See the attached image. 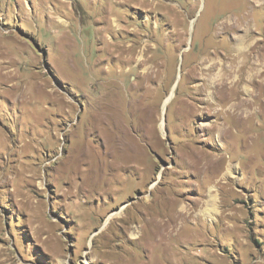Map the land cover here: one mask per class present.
Masks as SVG:
<instances>
[{
  "label": "rangeland",
  "instance_id": "1",
  "mask_svg": "<svg viewBox=\"0 0 264 264\" xmlns=\"http://www.w3.org/2000/svg\"><path fill=\"white\" fill-rule=\"evenodd\" d=\"M0 264H264V0H0Z\"/></svg>",
  "mask_w": 264,
  "mask_h": 264
},
{
  "label": "bare ground",
  "instance_id": "2",
  "mask_svg": "<svg viewBox=\"0 0 264 264\" xmlns=\"http://www.w3.org/2000/svg\"><path fill=\"white\" fill-rule=\"evenodd\" d=\"M239 44H242V42L240 41L239 42ZM238 44V45H239ZM128 48H129V46L126 48V52L128 53ZM129 55H131L130 54V51H129V53H128ZM142 57V56H141ZM145 63V62H144ZM139 66V65H138ZM205 71V70H204ZM205 74V73H204ZM209 78V77H208ZM219 78V77H218ZM235 89V90H234ZM239 92H240V90H239V88L237 87V86H235V88H230V96L229 97H231L230 98V100L232 101H234V104H235V107H236V109H237V111L239 112V116H238V121H241V111H243L245 108H248V106H249V101L248 100H244V99H240V97H239ZM119 103L117 102V101H112V103H109V104H107L106 106H105V108L107 109V110H115L116 111V109H119ZM233 109V108H232ZM112 118L110 117L109 118V120H108V125H112V124H114V128H117L119 131H123V126H121L120 125V123H119V121H115V119H112ZM114 120V121H113ZM245 120H246V118H245ZM117 130V131H118ZM118 131V132H119ZM117 145H118V149H119V152H120V149H122V147H124V148H126V149H128V150H132L133 151V148H132V145L131 144H129V143H126L123 139H121V140H118V142H117ZM119 154V153H118ZM120 155V154H119ZM120 167V166H119ZM228 168H229V166H228ZM191 213H190V211L186 208V207H184V206H182L180 209H179V211H178V213H177V216H179L180 217V222H179V224H180V226H179V228H177L178 230H180L181 229V225L186 221V220H188V218H187V216H189ZM184 225V224H183ZM168 233V232H167ZM172 233V232H171ZM173 234V233H172ZM164 235V234H163ZM168 237V236H167ZM165 238V237H164ZM165 251H166V249H165ZM164 251V252H165ZM166 253V252H165ZM168 258H169V256H168Z\"/></svg>",
  "mask_w": 264,
  "mask_h": 264
}]
</instances>
